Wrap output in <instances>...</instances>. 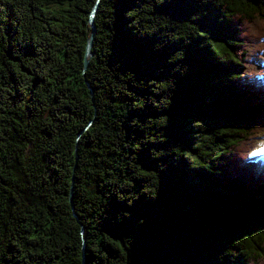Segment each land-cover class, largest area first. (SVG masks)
Returning a JSON list of instances; mask_svg holds the SVG:
<instances>
[{
    "label": "trees",
    "instance_id": "16d2710c",
    "mask_svg": "<svg viewBox=\"0 0 264 264\" xmlns=\"http://www.w3.org/2000/svg\"><path fill=\"white\" fill-rule=\"evenodd\" d=\"M96 1L0 0V264H264V0Z\"/></svg>",
    "mask_w": 264,
    "mask_h": 264
},
{
    "label": "water",
    "instance_id": "95a60500",
    "mask_svg": "<svg viewBox=\"0 0 264 264\" xmlns=\"http://www.w3.org/2000/svg\"><path fill=\"white\" fill-rule=\"evenodd\" d=\"M98 1H99V0L96 1V4L94 5L93 10H92V12L90 13V16H91V17H90L89 22H90V25H91V28H92V33H91V35H90V36L88 37V39H87V48H86V55H87V56L90 55V47H91V44H92L93 33H94V31H95L94 22H93V17H94L95 11H96V9H97Z\"/></svg>",
    "mask_w": 264,
    "mask_h": 264
},
{
    "label": "rangeland",
    "instance_id": "374dc122",
    "mask_svg": "<svg viewBox=\"0 0 264 264\" xmlns=\"http://www.w3.org/2000/svg\"><path fill=\"white\" fill-rule=\"evenodd\" d=\"M263 152H264V137L262 138L261 141H259V148H258V150H257L256 155L261 154V153H263ZM263 161H264V160H263Z\"/></svg>",
    "mask_w": 264,
    "mask_h": 264
}]
</instances>
